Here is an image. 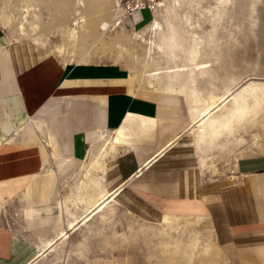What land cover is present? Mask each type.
Masks as SVG:
<instances>
[{
    "label": "crops",
    "instance_id": "0c3cea01",
    "mask_svg": "<svg viewBox=\"0 0 264 264\" xmlns=\"http://www.w3.org/2000/svg\"><path fill=\"white\" fill-rule=\"evenodd\" d=\"M137 14L122 22L141 26L152 12L144 7ZM31 42L11 38L0 25V264H31L39 253L9 225L15 205L22 203L44 245L59 237L68 209L66 198L58 199L60 174L74 172L69 162L90 155L102 138L109 141L102 152L110 153L100 166L97 198L116 193L113 202L154 222L204 219L230 264H264V154L241 156L229 172L208 176L186 96L185 109L176 95L137 87L123 67L62 63ZM90 168L84 174L90 183L75 185L86 196L95 184L101 188ZM52 208L57 214L50 216Z\"/></svg>",
    "mask_w": 264,
    "mask_h": 264
},
{
    "label": "rangeland",
    "instance_id": "374dc122",
    "mask_svg": "<svg viewBox=\"0 0 264 264\" xmlns=\"http://www.w3.org/2000/svg\"><path fill=\"white\" fill-rule=\"evenodd\" d=\"M79 1L85 5L78 7V0H0V19L13 15L10 26L0 25L11 38L41 39L44 44L37 46L62 63L91 62L123 67L137 87L176 95L185 109L187 91L192 93L190 103L197 111L219 96L218 103L228 97L213 114L222 124L215 136L198 139L191 130L201 166L208 176L229 172L241 156L264 154V0H179L180 6L175 7L177 16L172 11V0ZM141 1L149 4L151 19L135 27L127 20L122 22L123 15L132 7L135 19L138 18L136 5ZM78 11L85 20L81 21L83 26L80 22L73 25L80 17ZM24 16L26 35L20 34L17 26ZM155 18L162 28L157 35L148 26ZM166 19L173 21L170 26ZM72 27L77 31L75 39L69 36L68 29ZM167 27L173 30L168 31ZM161 37L163 48L158 49L151 41L158 42ZM194 37L201 42L197 60L206 61L207 71L197 72V80L191 85L177 82L181 89L177 93L162 91L167 75L175 76L176 71L171 74L174 65L189 64L188 54L183 50L194 45ZM149 46L153 48L150 52ZM201 97L204 100H199ZM100 146L101 141L92 154L72 162L69 170L73 168L74 172L60 174L58 199L66 198L68 206V213L62 214L61 227L67 235L56 238L47 247L34 233L38 228L29 225L21 210L22 203L9 212L11 228L36 244L39 253L31 264H230L204 219L154 222L111 201L88 222L75 229L66 228V222L79 219L86 206L102 191L100 166L110 151L101 155ZM48 160L46 157V165ZM62 164L63 161L59 162L57 168ZM57 168L46 166L53 171ZM89 168L90 176L101 182V188L95 184L94 191L90 190L86 196L85 189L77 190L75 185L82 179L90 183L84 176ZM47 214L53 216L57 211L52 208Z\"/></svg>",
    "mask_w": 264,
    "mask_h": 264
},
{
    "label": "bare ground",
    "instance_id": "6f19581e",
    "mask_svg": "<svg viewBox=\"0 0 264 264\" xmlns=\"http://www.w3.org/2000/svg\"><path fill=\"white\" fill-rule=\"evenodd\" d=\"M30 1V0H29ZM118 1V0H117ZM173 1V5H172V11H173V14L174 15H176L175 14V12L177 11H175V7H177L178 5L180 6V3H179V0H172ZM25 2H26V0H25ZM170 2V1H169ZM78 7H79V5H81V6H84L85 5V3L83 2V1H79L78 0ZM116 3V2H115ZM164 4H165V2H164ZM28 5V4H27ZM118 5V3L116 4V6ZM162 5V4H161ZM31 6H32V4H31ZM171 7V6H170ZM28 9V8H27ZM30 10H32V9H30ZM171 11V10H170ZM79 12V11H78ZM77 12V13H78ZM167 12V11H166ZM169 12V11H168ZM176 13H178V11L176 12ZM33 14H35V13H33ZM79 14H80V17L78 18V19H75V21H73V25L75 24H78L79 22H80V24H81V21H83L84 19H83V17H82V13H80L79 12ZM79 14H77L78 16H79ZM82 14V15H81ZM154 14V13H153ZM158 14V13H157ZM167 14V13H166ZM172 14V15H173ZM156 15V14H155ZM168 15V14H167ZM13 16V15H12ZM12 16H5V17H1V19H0V23H2L3 25H5V26H10V24L12 23ZM171 16V15H170ZM177 16V15H176ZM156 17V16H155ZM174 17V16H173ZM171 18V17H170ZM116 20H117V17H116ZM167 20V19H166ZM184 20V19H183ZM24 21H26V18H25V16L22 18L21 17V20L18 22V31H19V33L20 34H22V35H26L27 34V31H26V26H25V22ZM85 21V20H84ZM177 21V20H176ZM173 22V21H172ZM170 20H167V25L168 26H170L171 25V23H172ZM120 24V21H119V18H118V25ZM161 24H159V22H158V20H156V18L155 19H153V21L148 25L149 27H150V30L151 31H153L155 34L156 33H158L159 34V30H160V28H161V26H160ZM78 26H80V25H78ZM81 26H83V24H81ZM177 27V26H176ZM166 28V27H165ZM162 29V28H161ZM167 29H168V31H172L173 30V27H167ZM31 30L33 31L34 30V27H31ZM69 31H70V35L69 36H71L73 39H75V38H77L78 37V35H77V31H76V28L75 27H72V28H70V29H68ZM36 31V30H35ZM167 31V30H166ZM167 31V32H168ZM152 32V33H153ZM161 32H162V30H161ZM161 32H160V36H161ZM166 32V33H167ZM165 33V34H166ZM164 34V35H165ZM170 33H168V35H169ZM19 35V34H18ZM21 35V36H22ZM157 35V34H156ZM167 36V35H166ZM174 37V36H173ZM180 37V36H179ZM31 40V39H30ZM41 39H38V38H32V42H34L35 43V45H38V44H40V45H43L44 43L42 42V41H40ZM160 41H158V42H154V41H151V43H153V45L156 47V48H158V49H161V48H163L162 47V44H163V39H162V37H161V39H159ZM174 41V40H173ZM180 41H181V39H180ZM179 41V42H180ZM192 41L194 42V45L193 46H191L190 48H188V49H185V50H183V51H186L187 52V54H188V58H187V60L189 61V64H186V63H181V64H175L174 65V70H172V73L171 74H173V72H175L176 71V73H175V76H171V75H167L168 76V78L167 77H165V79H166V82H164L163 84V90H167V91H180L181 89L180 88H178L179 87V84H177V82H180V84L182 85V84H184V83H190V85H191V83L193 84L197 79H196V75H197V72H201V71H207L205 68H207V66H209L207 63H206V61H204V62H201V61H199V60H197V57H198V55H199V53H200V48L198 47L200 44H201V42L199 41V39H198V37H194L193 39H192ZM31 42V43H32ZM191 42V41H190ZM171 43V42H170ZM169 43V44H170ZM177 43V42H176ZM33 44V43H32ZM152 45V44H151ZM165 45V44H164ZM168 46V45H167ZM170 49V47L168 46V50ZM153 50V48H152V46H149L148 47V51L150 52V51H152ZM163 50V49H162ZM165 50V49H164ZM175 52H178V50L176 51L175 50ZM180 52V51H179ZM183 53V52H182ZM170 54H173V55H175L176 56V54L172 51V50H170ZM180 54H181V52H180ZM182 55V54H181ZM183 57H185V56H183ZM182 57V58H183ZM182 58H179V59H182ZM199 58V57H198ZM184 60H186L185 58H183ZM182 59V60H183ZM177 60V59H176ZM181 61V60H180ZM179 62V61H178ZM184 62H186V61H184ZM174 64V63H173ZM191 67L190 68V70H188V67ZM165 71V70H164ZM189 71V72H188ZM168 72H170V71H168ZM155 73V72H154ZM153 73V74H154ZM158 73V72H157ZM165 73V72H164ZM188 73H190V74H188ZM204 73V72H203ZM159 74H161V73H159ZM166 74V73H165ZM201 74V73H200ZM156 75H158V74H156ZM174 75V74H173ZM154 76V75H153ZM176 76H179V78H177ZM157 77V76H156ZM181 77V78H180ZM153 78H155V77H153ZM196 79V80H195ZM129 80V79H128ZM130 82V81H129ZM128 83V82H127ZM189 85V84H188ZM188 85H187V87H188ZM196 87V86H195ZM191 88V87H190ZM189 88V89H190ZM188 89V90H189ZM197 89V88H196ZM199 90V89H198ZM186 91V90H185ZM192 93L189 91H187L186 93H185V95H186V97H187V99L189 100V109H190V114H191V118H192V124H191V127H190V129L193 131V132H195L197 135H198V139H199V137L202 139V138H204V137H207V136H211L212 137V135H216L217 134V132H218V128L222 125V124H220V120L219 121H217L216 119H215V117H214V112L216 111V110H219V108L221 107V104L223 103V102H225L226 101V99L228 98H226V97H224V98H222V101L220 102V103H218L217 102V100H219L220 99V97L221 96H219L217 99H213V101H211V102H209V103H207L206 105L205 104H203L204 106H202V108L200 109V110H196L192 105H191V103H190V99H192L191 97H190V95H191ZM198 94H200V93H198ZM196 95V94H195ZM214 97V96H213ZM202 98V97H201ZM201 98H199V100H204L203 98L201 99ZM198 99V98H197ZM201 102V101H200ZM193 104V103H192ZM201 107V106H200ZM31 121V120H30ZM200 139V140H201ZM199 141V140H198ZM95 143V142H94ZM109 143V141H108V139L107 138H102L101 139V146H100V148H99V152H102V151H104L105 150V148H106V145ZM92 150V149H91ZM98 152V153H99ZM91 153V152H90ZM93 153V152H92ZM91 153V154H92ZM103 153V152H102ZM102 155V154H101ZM96 158V157H95ZM72 160H71V162H69L70 164H68V166L66 167L67 169H69V168H71L72 167ZM62 172V171H61ZM60 172V173H61ZM51 176V175H50ZM51 178H52V176H51ZM61 178V177H60ZM82 181V180H81ZM82 182H80L79 184H81ZM50 190H51V193L52 192H54V181H53V178L51 179V183H50ZM31 191H33V182L32 183H30L28 186H27V195H28V193H30ZM35 192V191H34ZM116 193H112V194H110V195H106L105 194V196H101V197H99V198H97V199H95L93 202H91L87 207H86V209H85V213L84 214H82V215H80L79 216V219L78 218H74L73 220H70V221H68L67 222V224H66V228H68V229H75V228H77V226H79V224H83V223H86V222H88L95 214H97L98 212H100V211H102L111 201H114L115 199H116ZM59 225V224H58ZM58 230H60L59 231V234L57 235V236H59V237H61V236H64V235H67V232L64 230V229H60V226L57 228ZM53 240H46V242H45V246H47V247H50L51 245H52V242Z\"/></svg>",
    "mask_w": 264,
    "mask_h": 264
},
{
    "label": "built area",
    "instance_id": "2783aa9c",
    "mask_svg": "<svg viewBox=\"0 0 264 264\" xmlns=\"http://www.w3.org/2000/svg\"><path fill=\"white\" fill-rule=\"evenodd\" d=\"M136 7L138 8V9H140V8H144V7H149L150 8V6H149V4H147L146 2H140L138 5H136ZM134 9V7H132V8H130L128 11H127V13L128 14H131V11ZM124 16V15H123Z\"/></svg>",
    "mask_w": 264,
    "mask_h": 264
}]
</instances>
